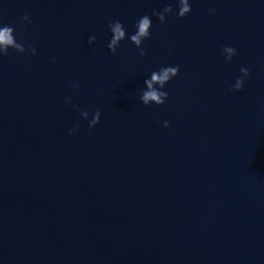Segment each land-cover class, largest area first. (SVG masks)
<instances>
[{
	"label": "water",
	"instance_id": "1",
	"mask_svg": "<svg viewBox=\"0 0 264 264\" xmlns=\"http://www.w3.org/2000/svg\"><path fill=\"white\" fill-rule=\"evenodd\" d=\"M189 3L0 0L36 49L0 56V264H264V0ZM146 14L141 57L127 37ZM176 65L165 103L143 105Z\"/></svg>",
	"mask_w": 264,
	"mask_h": 264
},
{
	"label": "clouds",
	"instance_id": "2",
	"mask_svg": "<svg viewBox=\"0 0 264 264\" xmlns=\"http://www.w3.org/2000/svg\"><path fill=\"white\" fill-rule=\"evenodd\" d=\"M177 3V11L175 15L177 17H184L191 11V6L189 0H176ZM210 12L212 14L215 13V9H211ZM173 13V8L171 4H168L160 11H153L152 16H155L160 24H164L166 22V15ZM21 22L31 23L30 17L25 14L20 17ZM152 26L151 18L146 14L140 17L135 24L136 31L134 34L128 36L127 38L130 42L138 49H140L139 55L143 57L146 55L144 50L141 48V44L145 39L150 38V28ZM108 28L111 32V38L107 44L108 50L115 54L117 48L120 45V42L126 38V31L124 29L123 24L120 21H114L109 23ZM96 37L90 36L88 39V43L92 44L95 41ZM13 49L16 53L27 54L31 53L32 55L36 54V49L31 45L28 46L26 50L24 47V42L21 39L17 40L15 35V28L9 25L0 26V56L8 55V50ZM222 52L227 54L225 55V60L230 61L232 57L236 54V49L231 46H226L222 49ZM179 73V65L176 66H165L161 67L159 70L153 71L150 74V78L144 80V88L142 89V93L140 95V101L143 105L148 106L150 104H155L157 106L165 103L168 92L163 91L165 85ZM240 77H238L235 83L231 86V90L239 91L243 87L244 79L249 76V71L246 68H240ZM73 87L78 88L79 85H73ZM66 103H71L69 98H65ZM76 105H73V108H76ZM89 113L87 111H81L80 116L83 119L88 118ZM100 112L97 110L92 119L88 123V128L91 130L100 119ZM169 122L164 121V127H168ZM79 128V124L76 125L75 129L70 130L69 134H75V131Z\"/></svg>",
	"mask_w": 264,
	"mask_h": 264
}]
</instances>
